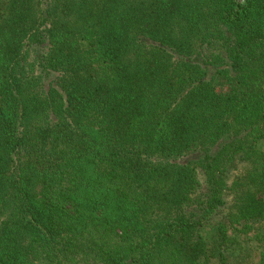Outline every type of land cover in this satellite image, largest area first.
Segmentation results:
<instances>
[{"label": "trees", "instance_id": "1", "mask_svg": "<svg viewBox=\"0 0 264 264\" xmlns=\"http://www.w3.org/2000/svg\"><path fill=\"white\" fill-rule=\"evenodd\" d=\"M264 264V0H0V264Z\"/></svg>", "mask_w": 264, "mask_h": 264}, {"label": "rangeland", "instance_id": "2", "mask_svg": "<svg viewBox=\"0 0 264 264\" xmlns=\"http://www.w3.org/2000/svg\"><path fill=\"white\" fill-rule=\"evenodd\" d=\"M239 227H231L228 230L227 235L230 239H236L238 244H236V250L233 252L229 260H226L224 263L219 262L218 260L215 264H255L256 258L253 259L254 249L250 247V244H247L245 236L238 232Z\"/></svg>", "mask_w": 264, "mask_h": 264}]
</instances>
